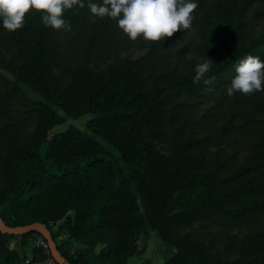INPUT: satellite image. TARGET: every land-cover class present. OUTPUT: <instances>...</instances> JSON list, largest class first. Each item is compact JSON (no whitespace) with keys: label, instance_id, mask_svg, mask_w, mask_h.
Listing matches in <instances>:
<instances>
[{"label":"trees","instance_id":"trees-1","mask_svg":"<svg viewBox=\"0 0 264 264\" xmlns=\"http://www.w3.org/2000/svg\"><path fill=\"white\" fill-rule=\"evenodd\" d=\"M88 2L64 13L70 31L45 27L35 11L11 33L0 19V56L7 51L26 84L44 88V100L28 105L42 118L41 138L29 145L19 144L25 122L13 111L14 100H26L0 88V222L45 224L69 264H89L75 249L81 239L98 245L93 264H130L137 233L150 230L175 248L164 264H264V91L229 96L226 87L241 59L264 61V0H193L191 29L164 43L131 41L115 20L93 17ZM73 40L110 59L106 70L93 74L77 60L66 78L50 75L73 56ZM137 43L144 53L119 56ZM206 59L204 79L214 82L193 83ZM83 114L82 128L48 137L51 126ZM34 234L0 230L3 264H25ZM11 238L19 251L8 248ZM39 258L33 248L29 264Z\"/></svg>","mask_w":264,"mask_h":264},{"label":"clouds","instance_id":"clouds-1","mask_svg":"<svg viewBox=\"0 0 264 264\" xmlns=\"http://www.w3.org/2000/svg\"><path fill=\"white\" fill-rule=\"evenodd\" d=\"M84 8V0H0V19L9 33L24 27L26 14L35 11L41 14L45 27L70 31L71 24L64 13L74 7ZM87 8L95 18H111L131 41L143 37L146 42H162L178 31L190 30L198 4L193 0H89ZM213 62L206 59L195 67L193 83L203 79L205 85L215 77L204 79L212 71ZM236 75L227 87V95L237 92L252 95L264 91V61L258 56L248 55L235 67Z\"/></svg>","mask_w":264,"mask_h":264},{"label":"rangeland","instance_id":"rangeland-1","mask_svg":"<svg viewBox=\"0 0 264 264\" xmlns=\"http://www.w3.org/2000/svg\"><path fill=\"white\" fill-rule=\"evenodd\" d=\"M257 28L261 29V26L259 25ZM59 30H56V32ZM190 40L192 42L193 36L192 33L187 34L186 40ZM66 40V39H64ZM80 41H72V44H70V51L72 50L73 56H65L63 61L61 62L60 66L57 67L54 66L50 70V75L54 76H62L64 78L67 77V74H65V70L69 69L75 62H78L77 60L82 61L83 65L90 70L93 74L100 73L101 71H105L108 65V62L110 59L104 57L102 59H97L93 56L86 55V52L82 47L79 46ZM58 43L60 44L61 50L65 51L66 46L65 43L63 45L62 40H59ZM146 49L141 47L140 43H137L133 46H130L129 48H123L119 49V56L120 57H127V58H136L142 53H144ZM4 53L0 56V59H3L4 62H0V66L6 65V67L3 66V68H0V72L5 76V79H3V76L0 75V88L7 86V89L15 92V95L18 98H22L26 100L27 105H23L18 99L14 100L13 102V111L14 113L18 114V118H23L25 122V130L21 135L20 138V145H29L32 141L35 140V142H38L40 138H37L39 136V128H40V120H42L41 116L35 112L30 111V102H38L44 100V94L43 89L40 86L37 87L36 85L26 84L27 81L23 77V75L20 74L19 70H13V64L11 63V55L2 49ZM194 55L193 49L187 51L186 58H191ZM107 56V55H106ZM78 58V59H77ZM72 68V67H71ZM15 72V74L13 72ZM18 73L21 75L19 76ZM18 75V76H17ZM7 79V81H6ZM215 98H212L209 101H205L200 104V111L203 112L208 107L211 106ZM89 118L88 114L80 115L76 118L66 117L63 122L57 123L49 128L47 131L48 137H50L53 133L58 131L65 130L70 124L78 126L79 128H82L85 121ZM43 148L45 147L44 143L39 144ZM157 148L159 152H162L166 155L169 154V148L166 143H159L157 145ZM135 207L137 213H139L140 203L139 200H135ZM136 242L138 246V252L136 256L133 257V263L134 264H164L165 261L170 258L174 252L175 248L163 243L160 240V237L156 230H150V232L145 236L143 233H137L136 235Z\"/></svg>","mask_w":264,"mask_h":264},{"label":"water","instance_id":"water-1","mask_svg":"<svg viewBox=\"0 0 264 264\" xmlns=\"http://www.w3.org/2000/svg\"><path fill=\"white\" fill-rule=\"evenodd\" d=\"M0 230L5 234H26L30 232H36L45 238L50 249V253L58 264H69V262L60 254L52 237L51 231L45 224L41 222L36 221L28 225L18 226H7L0 222Z\"/></svg>","mask_w":264,"mask_h":264},{"label":"crops","instance_id":"crops-1","mask_svg":"<svg viewBox=\"0 0 264 264\" xmlns=\"http://www.w3.org/2000/svg\"><path fill=\"white\" fill-rule=\"evenodd\" d=\"M87 247H89V248L87 249ZM8 248L9 249L14 248V249H17L19 251L20 250V248H19V239H17V238L9 239ZM75 249H78L79 251H81L83 253L85 252L86 253V258L88 259L89 264H93L91 262V259H92V256L97 252L98 245H96L95 243H93L89 239H81L78 243H76ZM24 250H25V253L27 255L26 259L30 260L31 256H32L33 248L31 246H28ZM89 250H91V251H89ZM5 254H6L5 250H0V264H3L4 258H5ZM136 254L130 257V259H129L130 264H134L132 261H133V257L136 256Z\"/></svg>","mask_w":264,"mask_h":264},{"label":"built area","instance_id":"built-area-1","mask_svg":"<svg viewBox=\"0 0 264 264\" xmlns=\"http://www.w3.org/2000/svg\"><path fill=\"white\" fill-rule=\"evenodd\" d=\"M31 247L35 248L40 253V258L37 259L36 264H56L53 256L50 253L47 241L40 234H34L31 238ZM30 260L26 259L25 264H29Z\"/></svg>","mask_w":264,"mask_h":264}]
</instances>
